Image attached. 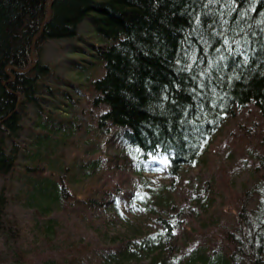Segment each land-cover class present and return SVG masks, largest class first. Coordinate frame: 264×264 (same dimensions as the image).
I'll return each mask as SVG.
<instances>
[{"label": "trees", "instance_id": "16d2710c", "mask_svg": "<svg viewBox=\"0 0 264 264\" xmlns=\"http://www.w3.org/2000/svg\"><path fill=\"white\" fill-rule=\"evenodd\" d=\"M60 40L71 45L70 68L88 73L75 85L80 95L65 92L61 104L93 124L96 159L52 162V121L69 118L60 106L42 105L56 89L49 77L57 76L42 55ZM249 105L260 126L253 183L232 196L234 210L216 213L217 224L208 216L196 225L169 220L166 211L179 196L170 192L183 185V172L226 119ZM29 106L39 123L22 145ZM110 148L122 154L115 157L129 175L111 166ZM29 196L58 201L84 221L108 211L135 218L119 242L69 240L49 255L51 264H153L166 257L177 264H264V0H0V264L32 263L19 244L15 212ZM49 206L35 214L44 236L52 232L45 240L52 248L60 229Z\"/></svg>", "mask_w": 264, "mask_h": 264}, {"label": "rangeland", "instance_id": "374dc122", "mask_svg": "<svg viewBox=\"0 0 264 264\" xmlns=\"http://www.w3.org/2000/svg\"><path fill=\"white\" fill-rule=\"evenodd\" d=\"M81 30L87 33L90 27L84 23ZM91 39L97 44L102 42L95 38ZM68 47L71 45L64 40L48 42L42 55L44 63L55 66L57 75L49 77L48 82L56 86V89L53 90L52 95H44L45 100L42 105L51 109H59L58 106H60L66 111V116L69 118L65 124H60L56 119L52 121L60 126L59 129L55 124L50 127L51 138L49 139L51 140L50 145L53 146L51 148L53 163H67L77 155L96 159L94 153L101 151V147L92 137L93 124L88 121L85 115L75 113V106L74 109H70L61 104L65 92L74 96L80 95L75 85L82 83L88 75L85 73L83 76H78V72L70 68L69 58L72 56L68 52ZM258 117L255 108L249 105L246 110L236 112L226 119L220 129L210 138L197 163L189 169H184L181 180L183 185L175 184L174 191L170 192L173 196L179 192V196L176 205H169L166 211L169 220L172 222L174 219L179 222H195L196 225L203 216H208L210 222L217 224L219 218L216 213L223 210H234L231 198L253 183L256 164L261 154L257 136H255L260 126L254 125ZM36 121L38 124L39 120L34 114V108L29 106V115L22 120V124L27 129L19 133L22 145H25V140L30 139V136H36L35 133L31 134L30 132V129L35 127ZM250 141H252V146L248 144ZM107 155L111 156L110 164L117 167L116 171L130 174L129 166L122 165L119 162L121 160L115 157V155L121 156L122 154L110 148ZM122 180L123 187L128 191L132 190V179L126 177ZM155 185L159 186L158 181L155 182ZM163 195H166L165 191ZM47 204L50 205L52 215L60 229L55 234V244L52 248L45 243L49 236L52 237V232H49L50 235L46 238L36 226V217L38 216L35 214L36 210ZM119 204L123 205L121 202ZM15 212L21 226L19 244L22 243V246L30 251L31 264H51L47 259L49 255L64 248V244L69 240L81 243L90 242L91 247L109 246L116 240L119 242L124 233H127L130 228L133 230L135 225L133 224L135 218H132L131 221L122 220L115 217V214L110 211L100 216L90 215L87 217L89 221H84L64 211L58 201L53 202L47 198L31 196L27 197L26 202L16 205ZM152 218L156 217L152 216ZM10 241L11 243L16 242L14 239ZM0 249H5L1 238ZM90 255V252L86 253L85 259ZM55 256L58 257V255ZM158 263L177 264L175 259L170 257L153 264ZM135 264H152V262L149 258H145Z\"/></svg>", "mask_w": 264, "mask_h": 264}, {"label": "water", "instance_id": "95a60500", "mask_svg": "<svg viewBox=\"0 0 264 264\" xmlns=\"http://www.w3.org/2000/svg\"><path fill=\"white\" fill-rule=\"evenodd\" d=\"M48 12H49V10H48ZM49 15H50V14H48V17H49ZM13 71H15V72H24L25 70H17V69H13Z\"/></svg>", "mask_w": 264, "mask_h": 264}]
</instances>
